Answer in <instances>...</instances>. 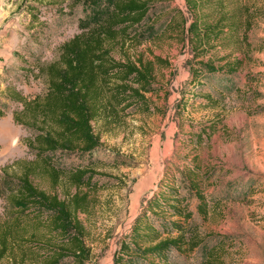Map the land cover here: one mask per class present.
Returning a JSON list of instances; mask_svg holds the SVG:
<instances>
[{
  "label": "rangeland",
  "instance_id": "obj_1",
  "mask_svg": "<svg viewBox=\"0 0 264 264\" xmlns=\"http://www.w3.org/2000/svg\"><path fill=\"white\" fill-rule=\"evenodd\" d=\"M149 1L148 20L132 29L137 39L111 44L116 60L153 63L158 91L144 96L148 111L131 106L101 112L92 123L97 149L53 152L50 160L64 175L54 180L37 168L32 181L63 198L74 192L70 172L88 168L94 173L92 188L81 189L88 196L87 210L77 216L88 249L83 264H113L120 241L163 178L186 172L185 159H197L206 176L201 180L210 214L204 223L195 215V224L201 237L218 238L209 239V249L173 253V263L207 261L221 242L213 264H264V0H203L207 8L193 11L199 20L214 23L226 13L244 24L231 42L199 46L211 47L199 60L182 36L183 19L191 20L184 0ZM110 6L111 0H42L28 12L25 0H0V231L12 228L0 264H47L54 248L63 244L44 220L11 204L20 165L40 162L28 146L36 130L14 121L23 106L4 93L27 100L44 95L46 82L38 67L54 61L64 42L101 20ZM220 58L241 61L237 90L207 102V88L201 92L193 85L190 68L197 61H211L217 68ZM199 127L213 133L200 145H189L187 137ZM240 186H248V192L235 189ZM62 264L76 263L65 259Z\"/></svg>",
  "mask_w": 264,
  "mask_h": 264
},
{
  "label": "trees",
  "instance_id": "obj_2",
  "mask_svg": "<svg viewBox=\"0 0 264 264\" xmlns=\"http://www.w3.org/2000/svg\"><path fill=\"white\" fill-rule=\"evenodd\" d=\"M41 1L25 0V7L32 12ZM184 2L191 20L183 19L181 32L192 46L194 60L202 59L210 52L211 47L199 50V46L231 42L243 29L244 20L234 18L235 14L222 13L214 23H206L194 16L193 11H203L208 2ZM152 6L149 0H111L110 9L101 20L64 42L54 61L38 67L46 82L44 95L27 100L19 94L4 93L9 100H16L23 106L21 115L13 114L14 121L34 128L37 133L29 140L28 146L36 152L40 164L20 165L15 177L17 189L10 200L12 206L30 210L32 216L44 220L47 231L60 235L63 244L54 248L47 264H62L65 259L83 264L87 258L85 233L77 216L87 210L88 196L81 194V189L92 188L94 173L88 168L70 172L67 177L74 192L63 198L38 188L32 176L39 168L54 180L64 175L50 160L53 152L95 151L99 137L93 132L92 123L101 112L109 110L114 113L115 108L131 106L148 111L144 96L158 91L153 63L141 58L116 60L112 56L111 44L137 39L132 29L148 20ZM169 27H174V23ZM218 61L217 68L211 61H197L190 68L193 85L202 90L207 88L203 95L207 102H213L214 96L221 98L237 90L235 77L242 66L241 61L229 63L224 58ZM188 104V99L184 100L183 107ZM212 133L209 128L199 127L197 133L187 137V143L200 145ZM185 170L179 175L172 171L163 178L158 191L146 202L120 241L113 264H174L173 253L209 249V239L218 238L201 237L197 231L199 226L195 224V215L204 223L210 214L209 195L202 186L201 179L206 176L202 175L201 164L197 159H185ZM248 188L240 186L235 189L248 192ZM11 232L12 228L0 231V261L10 244L7 242ZM221 245L216 242L207 261L199 264H213L217 260L216 250Z\"/></svg>",
  "mask_w": 264,
  "mask_h": 264
}]
</instances>
